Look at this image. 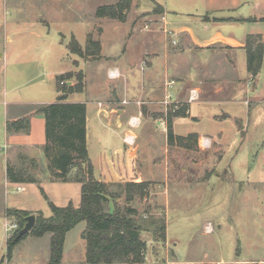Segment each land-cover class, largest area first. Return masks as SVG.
<instances>
[{"label":"rangeland","instance_id":"obj_1","mask_svg":"<svg viewBox=\"0 0 264 264\" xmlns=\"http://www.w3.org/2000/svg\"><path fill=\"white\" fill-rule=\"evenodd\" d=\"M131 1L128 12L135 11V0ZM164 1L170 5L173 0ZM121 3L123 5V0H0V163L9 154V163L16 172L25 169L39 181L21 183L20 192L17 191L19 184L12 185L9 197L5 194L3 183L0 187V212L7 206L11 210L32 214L36 211L37 214L50 218L53 215L50 203L57 207L73 204L77 208L81 205L82 188L79 184L50 179L44 157L45 117L26 114L28 117L25 120L30 124L27 131L9 129L13 114L29 113L33 107L38 108L45 101L57 102L60 93L56 79L52 76L62 72L76 74L82 70L88 79L85 92L71 94L68 102L90 101L88 115L93 142L92 155L104 130L100 117H97L98 108L101 114L114 115L116 118L118 114H128L130 108L134 109L131 104L136 102L145 115L143 126L129 129L139 136L137 144L141 169L150 175L153 161L165 158L167 133L164 128L168 126V114H174L179 108L185 107L184 104L173 102V99L168 102L166 98L146 104L138 99H127L124 101L128 103L124 104L123 87L113 85V81L105 82L108 84L107 89L104 91L102 88L100 91V80L107 77L111 62L123 65V61L136 62L140 58L146 47L144 38L142 39L144 31L154 32L160 29L166 35L165 27L157 26L164 24L162 12L149 17L142 15L137 19H127L126 22L92 16L100 7L117 6ZM142 8L143 6L140 7ZM91 31L93 38L100 41L104 48L103 57H89L85 60L71 53L67 45L73 36L84 45L86 34ZM129 36L134 39H129ZM168 39L172 40L170 36ZM135 41L140 45L136 46ZM48 46L53 50L51 48L47 51ZM126 46L128 53L124 54ZM9 48L14 51L13 58L7 62L2 60V54ZM92 49L96 53V49ZM19 51L26 53L17 59L16 53ZM83 61L95 62L87 64ZM257 80L264 91V69ZM74 83L75 78L69 81V85ZM251 97L248 95L249 100ZM244 99L245 97H240L238 101L242 104L233 109L236 113L233 116L245 121L246 128L242 125L240 128L241 136L236 135L230 123L221 125L222 130L225 128L228 153L222 163L220 160L226 153L222 146L216 142L214 146L209 138L199 140V145L189 140L187 144L192 145L190 150L175 145L169 147L168 155L171 163H174L170 181L151 182L145 198L137 196L134 201L129 202L125 187L110 188L113 193L119 192L120 197L110 200L109 210L132 207L141 214L151 211L158 218L166 220L165 243L157 241L151 233H142V238L148 244L145 262L142 264H264V105L259 107L257 114L249 116V108L243 102ZM93 101H100L102 107L98 105L97 108ZM189 101L192 102L191 99ZM185 111L187 113L186 107ZM115 120L113 119L112 124ZM120 120L122 124L125 121L124 117ZM198 127L199 130L201 127L206 128L210 133L220 130L217 123L205 121L186 126L178 124L177 131L188 133L197 131ZM117 132L123 136V131ZM18 133L29 135L30 142L23 143L25 137ZM118 133L102 135V141L106 137L108 144L114 146L121 142ZM204 140L207 141L205 146ZM18 142L22 146L15 144ZM31 142L35 145L28 150ZM239 148V153L231 161ZM30 156L36 159L37 165L28 161ZM4 169L2 173L0 171L2 179H5ZM7 218L18 224V232L20 219L10 214ZM85 230L86 223L81 222L69 231L61 264H88L87 247L83 239ZM15 234V230L9 232V236L5 232L3 237L10 239ZM49 235L41 238L27 235L15 246L10 261L7 260V241L0 238V264H47Z\"/></svg>","mask_w":264,"mask_h":264},{"label":"crops","instance_id":"obj_2","mask_svg":"<svg viewBox=\"0 0 264 264\" xmlns=\"http://www.w3.org/2000/svg\"><path fill=\"white\" fill-rule=\"evenodd\" d=\"M133 4L135 11L128 12L126 20L137 19L142 15L149 17L152 14L162 12L161 14L166 16V23L158 24L157 26L173 30L175 35L173 40L177 44H173L172 40L163 35L158 28L154 32L144 31L142 39L144 38V45L146 47L143 45L145 48L140 58L136 62L130 60L123 61V65H120L116 61L111 62L107 69V77H102L100 80V91H102V88L105 91L107 89L106 85H108L106 83L113 81L115 82L113 85L117 84L116 86L123 87V101L127 99L135 101L138 99L146 104L160 98L163 100L166 98L168 102H172L171 99H173V102L177 101L184 104L183 106L187 108V117H177L174 119V134L181 137L196 135L198 142L199 140L209 138L214 146L216 142L226 152L225 156L220 160L222 163L228 157V153L226 149L225 128L222 130L221 125L230 123L238 137L241 136V125L245 126L243 118L233 116V114H236L233 112V109L237 108L235 106L242 104L238 99L245 97L243 102L249 108L247 112L249 116L257 114L256 111H259V107L264 105V91L257 80L264 69V60L261 72L257 77L253 78L248 72L247 52L245 49L249 36L260 35L264 43V0H173L170 5L167 1L163 2V0H135ZM141 6H143L142 9H140ZM92 16L96 18V12ZM91 34L92 31L86 34L84 45L79 43L84 50L87 48L88 37ZM73 37L75 38V36ZM128 38L134 39L133 36H129ZM9 41L11 42L12 38ZM135 43L136 46L140 45L137 41ZM127 47L123 49L124 54L128 53ZM51 48L48 46L47 51H50ZM103 49L102 47L101 57H103ZM13 51L11 48L5 50L2 54V60L10 61L13 58ZM25 53L26 51L16 53L18 54L17 59H20ZM83 62L90 64L95 61ZM79 66L77 68H80ZM65 73L68 72H62L61 74ZM111 73H114L116 77L112 78L110 76ZM57 76L54 75L52 77L56 79ZM87 80V77H85V84ZM192 94L196 97L197 101L196 99L192 102L189 101L190 97L193 96ZM248 95L252 96L250 100L248 99ZM49 102L45 101L41 104H52ZM89 102V100H82L73 103H85L87 106L88 153L94 168L96 180L104 183H159L170 181L174 163H171L168 155L169 147H172L168 144V136L165 147L166 156L164 159H155L153 161L150 175L140 167L139 146L137 144L139 136L129 129L133 128L130 122L134 118L141 120L139 128L143 126L145 115L140 110L142 108L136 105V102L131 104L134 109L130 108L128 114H118L115 118L114 115L101 114L102 112L98 108L100 101H93L97 105V117H100V123L104 129L102 135L110 136V134L118 133L117 130L124 133L123 136H120V132L118 133L121 142L114 146L108 144L106 137L102 141V135L100 134L99 143L98 145L96 144L95 153L92 155L91 147L93 142L91 141L90 118L88 115ZM36 108L33 107L29 113L23 115L13 114L12 122L26 119L28 117L26 114H38ZM145 109L147 110V108ZM124 113H127V111H124ZM122 117L125 119L123 124L120 120ZM113 119L117 120L112 124ZM205 121L217 123L220 130L210 133L206 128L201 127L199 130V126L197 131H190L188 133H179L177 131L178 124L186 126L191 125V123L201 124ZM164 130L167 133L168 126ZM18 135L22 136L24 134L18 133ZM128 136L136 137L133 145H129L126 142ZM24 137L23 143L30 142L29 135H24ZM44 138V143L46 144L45 128ZM15 144L20 145L19 142ZM41 144L43 146V142ZM34 145L33 142L29 143L30 149L28 150L33 149ZM239 150L240 148L235 151L231 161L239 153ZM30 158L32 159L33 157L30 156ZM10 159L9 154H6L2 161L4 164L0 163L1 173L3 168L6 169V171L4 169L5 179L1 178L2 174L0 175V187L4 183L3 187L8 197L11 195L9 188L12 185H16L9 182L7 177V165ZM45 161L48 171L46 157ZM39 164L41 165L40 162ZM3 165L4 167L2 168ZM48 174H50L49 171ZM155 175L158 176L153 180ZM75 183L79 184L82 188L81 183ZM18 187H20V184ZM160 194L164 195L165 193ZM158 196L159 194H157ZM8 210L11 209L6 206L0 212V238H4L3 233L6 232L11 222L7 218ZM33 213L38 215L36 211ZM4 239L8 241V237ZM48 239L49 252L47 264L50 259L51 235H49Z\"/></svg>","mask_w":264,"mask_h":264},{"label":"trees","instance_id":"obj_3","mask_svg":"<svg viewBox=\"0 0 264 264\" xmlns=\"http://www.w3.org/2000/svg\"><path fill=\"white\" fill-rule=\"evenodd\" d=\"M130 0L114 6L100 7L96 15L112 19L126 20L130 8ZM123 11V12H122ZM71 53L80 58H101L102 45L92 35L88 37L87 48L84 50L76 38H72L68 44ZM95 48L96 53L92 52ZM92 49V50H91ZM248 72L255 78L261 72L264 60V43L260 35L249 36L246 42ZM73 78L76 83L69 85ZM60 96L57 102L42 105L37 113L45 117L46 144L44 154L48 161V171L53 181L78 182L82 184V201L80 207L70 204L67 207H57L53 203L50 206L53 215L45 218L36 215V224L29 233L36 238L51 235L50 259L48 264H61L64 256L66 236L81 222L86 223L83 239L86 242V259L88 264H142L145 262L147 241L142 238L143 232L154 235L157 241H167V223L164 218H158L151 211L144 214L135 208H115L109 210L110 200L120 197L119 192H111L110 188H126L127 200L134 201L136 197L145 198L148 194L150 182H126L104 183L95 179L94 168L88 153V129H87V106L85 103H69L68 97L75 93H84L86 89L85 74L82 70L78 73H65L56 77ZM177 117H187L185 107L179 108L174 114H168V144L184 149H192L188 145L189 140L198 144L196 135L187 137L176 136L173 131V121ZM28 120L14 121L9 125L10 130L17 132L29 129ZM26 157V156H25ZM32 164L37 165L34 158H29ZM27 170L16 169L8 163L7 177L14 184L39 182L36 176ZM136 192V193H134ZM138 193V194H137ZM159 209V208H156ZM17 216L21 221L20 230L7 241V260L13 257L15 246L20 240H16L19 232L26 224V218L33 215L22 210H8L7 217Z\"/></svg>","mask_w":264,"mask_h":264},{"label":"built area","instance_id":"obj_4","mask_svg":"<svg viewBox=\"0 0 264 264\" xmlns=\"http://www.w3.org/2000/svg\"><path fill=\"white\" fill-rule=\"evenodd\" d=\"M162 20L164 21V24H165V23H166V16H165V15H162ZM147 28H148V27L146 26V29H147ZM164 33L166 34L167 37L170 36V38L172 39V43H173V44H177V42L173 40V38H174V36H175L173 30H169L167 27H165V28H164ZM110 76H111L112 78H115V77H116L114 73H111ZM192 95H193V94H192ZM190 99H191V101H193V100L196 99V97L193 95V96H191ZM123 103H124V104H127L128 102H127V101H124ZM167 103H168V102H167ZM99 106L102 107V104L100 103ZM130 124H131V127H133V128H137V127H139V126L141 125V120H140L139 118H134V119L131 120ZM162 124H165V123L162 122ZM135 140H136V137H134V136H128V137L126 138V142H127L129 145H133V144L135 143ZM206 143H207V141L204 140V143H203L204 146L207 145ZM263 170H264V168H263ZM17 191H18V192L22 191V188H21V187H18V188H17ZM18 228H19V226H18L17 223L15 224L14 222H10V224L8 225L7 230H6L8 236H9V232H12V231H14V230L17 231ZM8 239H9V238H8Z\"/></svg>","mask_w":264,"mask_h":264},{"label":"water","instance_id":"obj_5","mask_svg":"<svg viewBox=\"0 0 264 264\" xmlns=\"http://www.w3.org/2000/svg\"><path fill=\"white\" fill-rule=\"evenodd\" d=\"M35 224H36V215L33 214L27 217L26 224L24 228L19 232L16 240L18 241L22 239L24 236H26L27 234H29L34 229Z\"/></svg>","mask_w":264,"mask_h":264}]
</instances>
